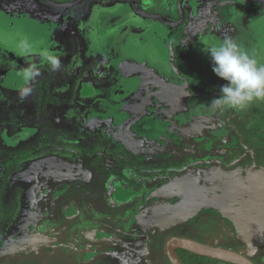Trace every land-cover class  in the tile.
Masks as SVG:
<instances>
[{
  "label": "rangeland",
  "instance_id": "374dc122",
  "mask_svg": "<svg viewBox=\"0 0 264 264\" xmlns=\"http://www.w3.org/2000/svg\"><path fill=\"white\" fill-rule=\"evenodd\" d=\"M237 2L233 17L252 13L263 36L264 63V0ZM60 10L47 29L0 23V264H171V236L264 264L245 213L264 214V101L213 112L220 91L206 92L183 120L177 97L146 90L138 68L136 89L127 85L111 47L89 49ZM14 180L23 184L11 193Z\"/></svg>",
  "mask_w": 264,
  "mask_h": 264
},
{
  "label": "crops",
  "instance_id": "0c3cea01",
  "mask_svg": "<svg viewBox=\"0 0 264 264\" xmlns=\"http://www.w3.org/2000/svg\"><path fill=\"white\" fill-rule=\"evenodd\" d=\"M61 1L67 3L71 0ZM84 1L78 8L71 7L69 10V16L73 17L69 20H75L82 39L87 42L96 39L95 42L105 44V47L119 41L114 53L121 61V69L138 68L141 75L138 76L144 79L147 90L165 87L170 96L178 98L176 101L180 106L177 110L183 120L186 116L190 117L191 108L199 113L198 109L207 104L205 100H210L198 97L197 93L220 91L226 83L213 72L211 59L202 50L206 47L204 42L219 44L227 36L250 55L261 56L262 40L259 42L258 39L263 36L259 33L256 37L253 33L250 22L253 20L251 16L247 18L252 13H245L241 18L233 17L236 8L243 7V4L237 6V0H137L140 9L157 13L165 20L179 22L172 31L165 22H153L151 17L139 15L130 2ZM240 1L247 3L250 0ZM32 12V8L26 7L19 20H37ZM76 15H83L82 21L77 22ZM45 26L47 29L48 25ZM239 29H242L243 36H240ZM257 44L259 50L254 49ZM134 80L135 84L139 82V78ZM184 91L188 94L183 95Z\"/></svg>",
  "mask_w": 264,
  "mask_h": 264
},
{
  "label": "clouds",
  "instance_id": "9594fccd",
  "mask_svg": "<svg viewBox=\"0 0 264 264\" xmlns=\"http://www.w3.org/2000/svg\"><path fill=\"white\" fill-rule=\"evenodd\" d=\"M204 43L202 50L209 55L213 72L226 81L220 94L210 101L211 111L245 109L254 101H264V63L230 37H224L219 44ZM59 66V60L52 61L54 70Z\"/></svg>",
  "mask_w": 264,
  "mask_h": 264
},
{
  "label": "flooded vegetation",
  "instance_id": "af4514ba",
  "mask_svg": "<svg viewBox=\"0 0 264 264\" xmlns=\"http://www.w3.org/2000/svg\"><path fill=\"white\" fill-rule=\"evenodd\" d=\"M72 1H74V0H71L70 2H72ZM2 2H5V0H3ZM57 2L58 3H63V1H57L56 0L55 3H57ZM81 2L84 3L86 1L81 0L79 3L75 4L74 6H72V8H78V6L83 4ZM3 7H4V9H3L4 11L0 10V23L4 22V25H6L7 27H9L10 25H14V20L11 19L12 17L17 18V19L23 17L22 15H24L23 13L25 12L26 7L32 8V10H33L32 15H34L38 19L41 18V22H45V24L48 25V23L46 21H50V19H51L55 23L61 25V23H60L61 21H59V19H61V18H59V15L61 14V12H60L61 10L58 7L52 6V5L48 4L47 2H45L43 0H6L5 6H2L1 8H3ZM70 9H71V7L67 8V10H70ZM49 11H54V13H50ZM52 14H54L55 16H52ZM151 18H152L151 21H153V22H155V21L165 22L164 20L155 19L153 17H151ZM67 23H68V20L66 19L65 24H67ZM70 23H71V25L74 24L72 22H70ZM165 23H167V25L169 26L171 31L174 28L177 27V26L173 27L172 25L168 24V22H165ZM73 27H74V29H73ZM73 27H72V29L75 30V31H72L71 34H75L76 38L78 39L79 38V34H78L79 32L78 31L80 29L78 30L79 27L76 25V23H75V26H73ZM63 30L65 31V28L61 27V31H59V34L61 36H62V34L64 32ZM70 37L73 38L72 35ZM79 39H81V38H79ZM95 40H94V42H95ZM82 41H83V39H82ZM94 42L93 41L92 42H88V44L90 45L89 49H91L92 47L95 46L94 50H96V49L98 50L99 49V50L102 51L103 48L108 47L107 44H106V47H105L104 46L105 44L98 43V42L94 43ZM1 43L2 42H0V48L2 46ZM116 44H119V41L115 42L114 44L111 43V45H109L111 48H109V49H111L112 51L115 52L117 50L118 46H119V45H116ZM5 54H7V55L9 54L10 55V53H7V52ZM112 54L115 56V54L113 52H112ZM10 56L12 57V55H10ZM115 59H117V58L115 57ZM117 60H119V59H117ZM121 70L123 71V69H121ZM131 70L132 69H128V68H126V70H124V73L127 76L124 80H125L127 85H132L133 89H136L135 86H134L135 85L134 77H131V75H130L131 74V72H130ZM137 70H139V69H137ZM147 76L149 77V73H147ZM167 93H169V92H167ZM187 94H188V92H187ZM196 95L198 97L204 98L203 96L205 94H201V93L198 94L197 93ZM10 164H11V161L7 160V162L5 163V166L6 167H8V166L10 167ZM14 183H15V186L12 188V192L11 193L17 192V190H19V188H21V184H23V182H20L19 180H14ZM221 212L222 211L219 210L220 214H221ZM240 213H242V211H240ZM245 213L248 214V217H249V218L247 217L248 218V222L252 223L254 221L253 223H255V226L258 228V230H257L258 233L256 232L257 235H258V236H256L258 238L256 240V243L258 245L259 250H263L264 249V214H261L259 211L258 212H248V210H246V208H245ZM252 213H255V214H252ZM226 225L229 226V224H226ZM230 228H232V231L230 233H235L234 230H235L236 227L233 226L232 222H231V227ZM234 248H236V247H234ZM232 250L237 251V249H232ZM238 252H240V253L244 254L245 256H247L248 259H250L254 264H261V262H259V260H261L259 257H256V258L255 257L254 258L250 257L247 253L243 252L242 250H239ZM177 253H178L179 257H180V252H178V249H177ZM213 260L212 259L200 260L198 262V264H205V262L213 261ZM257 260H258V262H257Z\"/></svg>",
  "mask_w": 264,
  "mask_h": 264
},
{
  "label": "water",
  "instance_id": "95a60500",
  "mask_svg": "<svg viewBox=\"0 0 264 264\" xmlns=\"http://www.w3.org/2000/svg\"><path fill=\"white\" fill-rule=\"evenodd\" d=\"M43 1L58 8H69L79 3L81 0H74L72 2H67V3L66 2L55 3L52 0H43ZM120 1L130 2L133 5L135 11L139 15L164 20L173 27L179 24V22H172L168 19L165 20L162 18V16H160L157 13L146 12L140 9L137 0H120ZM177 212H178L177 210H172L170 214L171 218L177 219L176 218L178 216ZM179 248L187 250L199 256H203L209 259L220 260L230 264H254L250 259H248L247 256H245L244 254L238 251L232 249H226L218 246H213L193 240L191 238L178 237V236H171L167 238L164 242V253L167 256L168 260L171 262V264H184L177 253V249Z\"/></svg>",
  "mask_w": 264,
  "mask_h": 264
},
{
  "label": "trees",
  "instance_id": "16d2710c",
  "mask_svg": "<svg viewBox=\"0 0 264 264\" xmlns=\"http://www.w3.org/2000/svg\"><path fill=\"white\" fill-rule=\"evenodd\" d=\"M178 252H180V257L184 264H198L200 260L209 259L180 248L178 249Z\"/></svg>",
  "mask_w": 264,
  "mask_h": 264
}]
</instances>
